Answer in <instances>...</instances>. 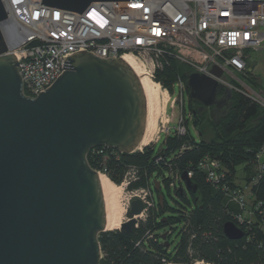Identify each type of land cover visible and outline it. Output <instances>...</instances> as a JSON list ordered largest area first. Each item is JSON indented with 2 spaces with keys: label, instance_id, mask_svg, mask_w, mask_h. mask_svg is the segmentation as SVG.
Segmentation results:
<instances>
[{
  "label": "water",
  "instance_id": "1",
  "mask_svg": "<svg viewBox=\"0 0 264 264\" xmlns=\"http://www.w3.org/2000/svg\"><path fill=\"white\" fill-rule=\"evenodd\" d=\"M103 1L119 0L42 4L82 13ZM6 17L0 0V24ZM70 55L53 85L27 96L0 25V264H100L99 236L108 231L106 203L100 172L87 155L94 147L134 153L142 142L146 95L134 70L123 58H101L87 49ZM212 73L222 76L217 67ZM186 86L189 98L203 107L226 106L223 114L229 109V90L217 101L218 80L191 72ZM182 180L185 190H197L187 172ZM153 191L164 207L161 181H153ZM145 209L141 199L133 198L130 219L118 229L131 233ZM224 231L230 239L244 236L234 221L225 223ZM168 233L161 238L167 240Z\"/></svg>",
  "mask_w": 264,
  "mask_h": 264
},
{
  "label": "built area",
  "instance_id": "2",
  "mask_svg": "<svg viewBox=\"0 0 264 264\" xmlns=\"http://www.w3.org/2000/svg\"><path fill=\"white\" fill-rule=\"evenodd\" d=\"M2 1L7 17L0 25L9 53H14L19 62L23 91L27 96L36 97L47 90L66 70L65 58L72 52L87 49L101 58L117 59L131 55L153 79L158 68L176 60L187 65L192 72L218 80L223 89L242 92L264 105V97L245 87L238 76L250 64L249 53L264 49V0L103 1L93 2L82 13L45 6L43 0ZM214 67L222 71L221 77L212 73ZM175 88L179 89V94L173 97ZM163 89L169 94L167 103L172 111L177 106L182 109L174 131L184 135L187 132L186 119H192L184 111L185 81L180 77L173 84L172 91ZM164 124L162 132L168 136L171 129ZM160 136L159 132L154 144ZM161 162L168 164L164 155L156 157V163ZM199 167L206 172L208 181L222 183L231 199L245 210L236 215L239 223L253 219V206L247 207L244 192L232 191L223 183L226 169L219 160L207 156ZM257 170H264V145L257 153ZM169 176L172 177V186L178 176L170 173ZM188 176L191 177L192 173L189 172ZM137 178L132 171L128 172L120 187L127 189V207L130 208L135 197L145 203L146 209L138 217L139 221L145 218L149 208L156 205V199L150 186L128 189ZM257 179L253 178L249 187ZM254 207L259 208L258 205Z\"/></svg>",
  "mask_w": 264,
  "mask_h": 264
},
{
  "label": "trees",
  "instance_id": "3",
  "mask_svg": "<svg viewBox=\"0 0 264 264\" xmlns=\"http://www.w3.org/2000/svg\"><path fill=\"white\" fill-rule=\"evenodd\" d=\"M191 72L187 65L170 60L156 70L154 80L172 91L173 84L180 77L186 84ZM244 77L251 89L264 95V85L257 81L249 65ZM186 91L189 93L187 86ZM230 92V107L216 120L207 119L205 114L201 116L195 107L198 102L189 98V110L185 108L184 111L196 113L194 118L198 121L192 122L200 128L202 139L192 136L188 128L190 121L186 119L187 132L184 135L171 132L166 138L165 148L156 155L155 144L134 153H120L107 147H94L89 151V164L106 173L118 185L132 171L138 178L130 183L129 189L147 186L152 189L155 171L162 173L167 170L174 177L178 176L174 184L175 195L179 198L176 199L179 207L177 217L166 221H163L165 217L161 218L167 209L164 197V207L156 201L131 233L120 229L102 232L99 236L103 255L100 264H264V170H257V153L264 145V105L242 92ZM159 155H164L167 165L156 163ZM207 156L219 160L225 167L223 183L232 191L238 187L234 181L238 166H244L249 184L258 177L251 190L252 220L249 218L239 223L236 215L245 210L231 199L222 183L207 180L206 172L199 167ZM184 172L192 173L190 178L197 186L195 192L185 190ZM171 180V176L164 179L168 186H171ZM180 187L183 188L182 194ZM228 221H234L243 229L242 238L234 240L226 236L224 225ZM172 223L181 227L180 240L175 250L169 252L170 242L168 247L165 244L169 241L170 232L167 240H163L157 230Z\"/></svg>",
  "mask_w": 264,
  "mask_h": 264
},
{
  "label": "rangeland",
  "instance_id": "4",
  "mask_svg": "<svg viewBox=\"0 0 264 264\" xmlns=\"http://www.w3.org/2000/svg\"><path fill=\"white\" fill-rule=\"evenodd\" d=\"M249 56H250V59H251L249 66L252 69L253 75L255 77H257V81L260 84L264 85V49L260 50V51H252V52L249 53ZM246 72H247V70L243 74L241 73L238 76H239V78L242 81L241 83L245 87L250 88L246 84L245 79H244L245 78L244 76H245ZM251 90L256 92V93H258V94H261V96L264 97L262 92L255 91L253 89H251ZM229 91H232V90H229ZM178 94H179V89L175 88V91L172 93V96L175 97ZM184 97H185V108L187 110H189V94H188L187 91H185ZM168 98H169V95H168V97L166 98V100L164 102V112L160 116H157V115L152 116L153 136H152V139L146 145H144L142 147V149H143L145 146H147L149 144L150 145L154 144V141H155V139L157 137V134L160 132L161 133L160 140L154 145V147H155V153L154 154L155 155L158 154L162 149L165 148V141H166L167 135H166V133L162 132V130L164 129L163 123H165L164 125H165L166 128L170 127L171 132H173L174 129H175L174 127L178 125L179 119L182 116V109L180 107L177 106L172 111V109L170 108V103H167ZM209 114H210V117L215 114L214 105L211 106V108L209 110ZM168 121H169V123H167ZM189 121H190V123H189L188 128L190 130V133L197 140H199V135H198V132L196 130V127H195L194 123L191 120H189ZM237 171H238L237 176L234 177V181L238 185V187H236V189L237 190H242L244 192L243 194L245 195V199L248 200L247 201V207L249 208L251 206V204H252L251 196H250V193H251V190H252V186L249 187V183L246 180L247 176L244 173V166L243 165L238 166L237 167ZM167 177H169V173H168L167 170H163L162 173H159L158 171H155L153 173L152 181H154V180L161 181V193L164 195L165 200L167 202V209L162 213L161 218L162 217L174 218V217H177V215H178L177 209L179 207H178V204L176 203V199H179V198H177L176 195H175V185L168 186L166 184V182L164 181V179L167 178ZM111 182H112V184L114 186H116V188L114 187L115 190L112 189V191H110V194L113 193L114 199H118L120 207L122 209H124L123 213H122V223H123V222L127 221L128 218L130 217V215L128 214L129 207L126 206V199H125V194L127 193V189L124 188V187H120V185L118 186V184L116 185L112 180H111ZM171 182H170V185H171ZM247 186H248V188H247ZM113 190H114V192L116 194L113 192ZM129 190H131V189H129ZM154 197H155V199L157 201V193L156 192L154 193ZM248 213H250V212H248ZM180 228L181 227H180V225L178 223H172V224L165 225V226H163V227H161V228H159L157 230V233L159 235L165 233L166 231L170 232L169 235H168V240L170 242V246L168 247V251L169 252H173L175 250V247L179 243V240H180V236H179ZM197 263L203 264L202 262H197Z\"/></svg>",
  "mask_w": 264,
  "mask_h": 264
},
{
  "label": "bare ground",
  "instance_id": "5",
  "mask_svg": "<svg viewBox=\"0 0 264 264\" xmlns=\"http://www.w3.org/2000/svg\"><path fill=\"white\" fill-rule=\"evenodd\" d=\"M123 60L134 70V72L139 77L146 95V129L142 142L138 147V150H140L152 139V116H160L164 112V102L169 94L165 89L161 88L158 82L153 80L150 73L143 68L141 63L135 57L126 55L123 57ZM100 182L102 185L106 203V230L118 229L122 224V213L124 209L120 207L118 199H114L113 193L110 194V191H112L114 187L116 188V186H114L109 177L103 173H100Z\"/></svg>",
  "mask_w": 264,
  "mask_h": 264
},
{
  "label": "flooded vegetation",
  "instance_id": "6",
  "mask_svg": "<svg viewBox=\"0 0 264 264\" xmlns=\"http://www.w3.org/2000/svg\"><path fill=\"white\" fill-rule=\"evenodd\" d=\"M227 92L228 91L226 89H224L223 91H221L220 94H218L217 101L223 99L225 97V95L227 94ZM229 95H230V98H231V92H230ZM195 107H196V110L199 112V114L201 116L202 115L204 116V114H205V116L207 117V119H210L211 118V119H215L216 120V119L220 118L223 115V113L225 111L224 108L226 106L219 107L217 104H215L214 105V107H215V114L213 116H211V117H210V114H209V110H210L211 106L203 107V105L201 103H197ZM186 113H188V114L191 115V118H192L191 121H193L194 120V113L191 112V111H187ZM196 130H197V128H196ZM197 132H198V135H199V132L200 131L197 130Z\"/></svg>",
  "mask_w": 264,
  "mask_h": 264
}]
</instances>
